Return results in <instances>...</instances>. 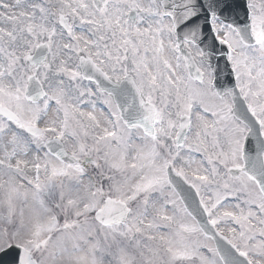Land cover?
<instances>
[{"label": "snow or ice", "instance_id": "1", "mask_svg": "<svg viewBox=\"0 0 264 264\" xmlns=\"http://www.w3.org/2000/svg\"><path fill=\"white\" fill-rule=\"evenodd\" d=\"M0 264H264V0H0Z\"/></svg>", "mask_w": 264, "mask_h": 264}]
</instances>
